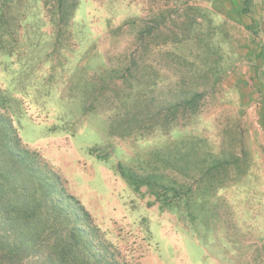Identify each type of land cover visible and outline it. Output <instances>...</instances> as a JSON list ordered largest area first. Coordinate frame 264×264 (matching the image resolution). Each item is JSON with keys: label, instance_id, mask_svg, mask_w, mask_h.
Wrapping results in <instances>:
<instances>
[{"label": "rangeland", "instance_id": "rangeland-1", "mask_svg": "<svg viewBox=\"0 0 264 264\" xmlns=\"http://www.w3.org/2000/svg\"><path fill=\"white\" fill-rule=\"evenodd\" d=\"M45 1L0 0V91L98 251L264 264V0Z\"/></svg>", "mask_w": 264, "mask_h": 264}, {"label": "trees", "instance_id": "trees-1", "mask_svg": "<svg viewBox=\"0 0 264 264\" xmlns=\"http://www.w3.org/2000/svg\"><path fill=\"white\" fill-rule=\"evenodd\" d=\"M244 2L248 13L251 0ZM45 4L53 24L66 26L78 0ZM201 97L194 96L186 105L197 104ZM7 100L0 91V264H19L32 255L42 257V264H124L98 251L94 239L99 230L91 214L74 196H64L62 190L58 194L57 178L42 173L38 154L22 144L6 110Z\"/></svg>", "mask_w": 264, "mask_h": 264}]
</instances>
